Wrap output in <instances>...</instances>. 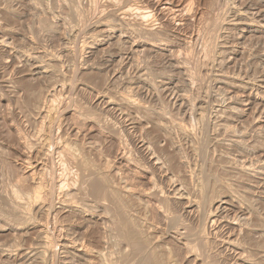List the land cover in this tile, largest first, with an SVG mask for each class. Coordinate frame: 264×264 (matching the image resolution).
<instances>
[{"label": "rangeland", "instance_id": "374dc122", "mask_svg": "<svg viewBox=\"0 0 264 264\" xmlns=\"http://www.w3.org/2000/svg\"><path fill=\"white\" fill-rule=\"evenodd\" d=\"M263 12L0 0V264H264Z\"/></svg>", "mask_w": 264, "mask_h": 264}, {"label": "bare ground", "instance_id": "6f19581e", "mask_svg": "<svg viewBox=\"0 0 264 264\" xmlns=\"http://www.w3.org/2000/svg\"><path fill=\"white\" fill-rule=\"evenodd\" d=\"M114 2V1H113ZM167 3V1L165 2V4ZM164 7H166V5L164 6ZM163 6H162V8H164ZM168 9V8H167ZM262 10V9H261ZM247 12V11H246ZM248 13V12H247ZM259 13V12H258ZM261 13V12H260ZM241 15H243V13L241 14ZM263 16V18L261 19V17H260V21L262 22V24H263V22H264V12H263V14H262ZM122 18V17H121ZM124 18V17H123ZM258 21V20H257ZM260 21H258V22H260ZM247 23V22H246ZM259 25V24H258ZM263 26H264V24H263ZM153 27V26H152ZM149 30V29H148ZM153 30V29H152ZM1 41H2V39H1ZM6 43V42H5ZM4 43V44H5ZM6 45V44H5ZM5 45H3V47H6ZM124 45V44H123ZM139 45V44H138ZM154 48V47H153ZM41 66V65H40ZM40 66H37V67H39L38 69L40 70V69H42V67H40ZM36 70V69H35ZM39 70H37L38 72H40ZM36 72V71H35ZM46 72V71H45ZM263 79H264V77H263ZM241 85V84H240ZM131 100V99H130ZM134 100V99H133ZM126 101V100H125ZM108 102V101H107ZM248 103V102H247ZM190 134V133H189ZM67 149V148H66ZM67 153V152H66ZM65 153V154H66ZM68 154V153H67ZM70 157V156H69ZM156 163V162H155ZM246 167V166H245ZM246 168H249V167H246ZM250 169V168H249ZM247 171V170H246ZM14 194V193H13ZM40 194V193H39ZM19 197H21L20 195H18ZM38 196V195H37ZM178 196V195H177ZM38 197H40V196H38ZM14 198V197H13ZM16 199V198H15ZM38 200H39V198H37ZM34 200H36V198L34 199ZM16 202V201H15ZM14 202V203H15ZM18 202V201H17ZM192 202V201H191ZM30 203V202H29ZM16 204V203H15ZM26 204V203H25ZM68 204V203H67ZM239 204V203H238ZM237 203H234L231 199H225V198H221L220 200H219V202H218V208H222V209H229V210H235V213H237V211H239L242 215H244V217H245V212L242 210V209H240V208H238L239 207V205H238ZM23 205V204H22ZM30 205V204H29ZM238 205V206H237ZM21 206V205H20ZM243 208V207H242ZM237 210V211H236ZM245 210V209H244ZM241 214H239V216L241 215ZM241 215V216H242ZM237 216V215H236ZM236 216H234V219L236 220ZM247 216V215H246ZM221 218H225V217H221ZM227 218V217H226ZM233 218V217H232ZM243 218V217H242ZM219 220V218H215L214 217V221H219L220 223L221 222H224L225 224H226V226H228V228H229V233L230 234H232V229L234 228V227H236V225H237V222H235V221H232V220H229L228 218L227 219H224V220ZM245 219V218H244ZM238 221V220H237ZM130 224V223H129ZM134 224V223H133ZM225 224H223V225H225ZM221 225V224H220ZM239 228V227H238ZM234 240V239H233ZM231 242H232V240H230ZM234 242V241H233ZM228 243V242H227ZM237 243V242H236ZM237 245V244H236ZM236 251V250H235ZM239 257V256H238ZM242 257V256H241ZM237 258V257H236ZM235 258V259H236ZM143 260V259H142ZM144 262V261H143ZM142 262V263H143ZM152 262V261H151ZM241 262V261H240ZM145 263V262H144ZM242 263V262H241ZM145 264H148L147 263V261H146V263ZM240 264V263H239ZM242 264H244V263H242Z\"/></svg>", "mask_w": 264, "mask_h": 264}]
</instances>
